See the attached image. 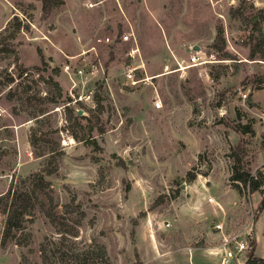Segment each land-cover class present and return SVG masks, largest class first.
I'll return each instance as SVG.
<instances>
[{
    "label": "rangeland",
    "instance_id": "rangeland-1",
    "mask_svg": "<svg viewBox=\"0 0 264 264\" xmlns=\"http://www.w3.org/2000/svg\"><path fill=\"white\" fill-rule=\"evenodd\" d=\"M258 8L264 0H62L44 14L41 0H0V193L25 195L42 172L57 223L77 228L78 247L102 242L112 264H218L206 247L219 217L229 245L248 242L230 264H264L247 259L251 248L264 256L261 190L228 177L237 144L264 172V56L248 58ZM72 194L78 207L65 204ZM26 202L15 224L0 198V264H83L55 251L72 242L44 203Z\"/></svg>",
    "mask_w": 264,
    "mask_h": 264
},
{
    "label": "trees",
    "instance_id": "trees-1",
    "mask_svg": "<svg viewBox=\"0 0 264 264\" xmlns=\"http://www.w3.org/2000/svg\"><path fill=\"white\" fill-rule=\"evenodd\" d=\"M62 0H41V9L44 14H48L49 11L57 4L61 3ZM253 16L257 17V20L255 22L256 29L259 32L258 37L255 40V45L250 48L248 58H254L256 57V54H260L261 56H264V48H259L260 43L264 42V31L262 29V21L264 20V8H258L257 11L253 14ZM16 18V17H15ZM20 21H17V26L19 27ZM222 28H217L216 36L213 44L218 43V41H223V35H222ZM223 45V43H221ZM82 116V114H76L73 110V108L69 107V114L68 117H72L75 120H78V117ZM240 128L241 131H253L252 127L250 125H243ZM73 136H77L74 132H72ZM79 138H87L85 136H81ZM34 139L32 136L30 137V141L32 142ZM91 141L95 144L97 143L96 138L93 136ZM96 145V144H95ZM53 149V148H52ZM51 149V150H52ZM240 149L238 148V144L234 146L231 149L230 154L232 155V162L230 163V172H229V179L231 184L236 187L239 191H241L244 187L248 189H254V188H260L261 190V198L259 200V206L261 208L264 207V172L261 168H257V172H253L250 167L249 160H244L243 156L240 153ZM42 152H39L38 154H42ZM51 155L49 156V161L52 162V159L54 158L53 152H50ZM56 169V163L54 162L53 168H49V170H55ZM31 175H36L37 179H40V186L37 184L31 188H27V191L25 192V195H19L16 191L17 188H14L12 190V184H9L7 188L4 189L0 193V198H2V208L7 210V220H11V223L18 224L19 222H16L17 220H14V216L21 213L26 206V200H30L31 196H34V199H39V201L43 202L44 204V212L49 217L51 222L55 223L56 225V231L59 232L61 238H67L69 237L71 239V245L66 247L65 249L62 248H56L55 251L59 252V255L61 257H65L63 253H67V256L69 257H75L82 259L81 263L86 264H112L110 256L106 250L105 245L102 242H99L96 239L91 240L90 242L86 243L83 247H78L76 245L75 240L72 238V236L78 235V230L75 226L68 225L65 222L63 225L57 223V216H59V209H58V203L55 201L52 188L50 185V181L48 178H45L42 172H32ZM195 174H191L189 177H193ZM39 187V190L37 188ZM45 187H48L45 189ZM42 198H44L42 200ZM75 194H72L70 196L69 202H65V204H73L74 206H79V202L75 200ZM31 205H34V201L29 202ZM28 203V204H29ZM46 203H49V206L46 205ZM23 209V210H22ZM73 209V208H72ZM78 216L76 217V222L79 223L82 216L84 215V210L81 208H77ZM254 244V242H253ZM41 252L43 256L46 255V249L47 247L44 245V243H41ZM54 251V252H55ZM61 253V254H60ZM249 256L251 258L247 259L248 261H262L264 260V256L260 254H254L253 249L251 248L249 250ZM96 259V260H94ZM65 264H69L66 262Z\"/></svg>",
    "mask_w": 264,
    "mask_h": 264
},
{
    "label": "built area",
    "instance_id": "built-area-1",
    "mask_svg": "<svg viewBox=\"0 0 264 264\" xmlns=\"http://www.w3.org/2000/svg\"><path fill=\"white\" fill-rule=\"evenodd\" d=\"M121 38L123 40L134 39V33L132 31L124 32L121 34ZM106 40H109V37H106ZM136 49H137L136 46H135V48L132 47V49L130 50V53H133ZM190 60L192 63L198 62L199 61V55L197 53H192L190 55ZM68 67H69V64L66 62L64 65V68L66 69L67 72H69ZM77 70H78V72L83 73V67L80 66L77 68ZM89 71L91 73H96L98 71L97 65L92 63L89 67ZM86 98L92 99L91 93L88 91L87 92H78V94L74 95L71 100H72V102H74L76 100L84 101ZM67 103H70V100H68ZM153 105L156 108L160 107L162 105L161 98L160 97L154 98L153 99ZM76 109L78 111V107H76ZM208 199L212 200L214 198L211 195H209ZM217 203H218V205H220L219 202H217ZM166 224H169V221H167ZM214 226L216 228H219L220 230H222L224 223L222 220H218V221L214 222ZM221 235H222V239L220 241V244H218L219 246L217 248H213V246H210L212 244H209L207 248H208L209 252L218 254V257H219L218 258V264H230L232 258L234 256H236L238 252H241L243 249H245V247H247L248 242L245 238L236 239L234 247H232L227 242L228 239H227L226 231L222 230Z\"/></svg>",
    "mask_w": 264,
    "mask_h": 264
},
{
    "label": "crops",
    "instance_id": "crops-1",
    "mask_svg": "<svg viewBox=\"0 0 264 264\" xmlns=\"http://www.w3.org/2000/svg\"><path fill=\"white\" fill-rule=\"evenodd\" d=\"M208 197V196H207ZM208 199V198H207ZM211 206L213 207L214 205H205L204 203H199V209L201 208V209H203L204 211L205 210H207V211H210V208H211ZM221 208H222V205L220 204L219 205ZM263 209V212H264V207L262 208ZM218 220H223V223L225 222V220H224V217H219V218H215L214 220H213V222H212V224H211V226H210V239H209V243L210 244H212V245H210V246H213V248H217L219 245L218 244H220V241H221V239L222 238H220L221 237V232H222V230H224V231H227V224H224V226H223V228H222V230H220L219 228H216L215 226H214V222H216V221H218ZM169 223H170V221H169ZM215 239H217V240H215ZM207 248V247H206ZM207 250H208V248H207ZM209 252V251H208ZM212 254H214V256H216V258H217V260H218V254H216V253H212ZM261 255V254H260Z\"/></svg>",
    "mask_w": 264,
    "mask_h": 264
}]
</instances>
